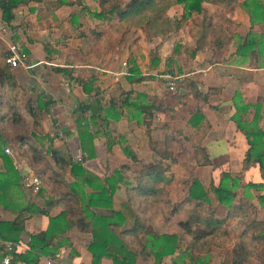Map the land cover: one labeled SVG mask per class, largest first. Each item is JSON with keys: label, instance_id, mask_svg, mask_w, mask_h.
<instances>
[{"label": "crops", "instance_id": "crops-1", "mask_svg": "<svg viewBox=\"0 0 264 264\" xmlns=\"http://www.w3.org/2000/svg\"><path fill=\"white\" fill-rule=\"evenodd\" d=\"M71 1L74 0H29L12 9L13 18L9 23L0 18V130L7 133L11 131L13 136L17 134L20 136L21 125L11 121L23 119L30 126L32 119L24 108L25 101L28 99L35 101L37 95L41 94L42 101L51 102L48 112H42L40 118L41 134L38 136L42 135L43 148L51 146L65 161H68V158L77 160L73 152H77L80 157L83 151L80 148L76 122H87L92 139L88 141L85 136L81 139L85 148L92 154L81 158V164L99 178L112 175L114 170H119L120 165L133 164L121 150V146L124 145L139 161L164 164V160L158 157V145H164L168 130L181 138V144L188 145L187 149L190 152L187 163L183 164L179 159L180 161L170 166L184 165L199 169L201 176L196 171H193L192 176L197 178L206 190L211 206H215L216 200L211 189L206 187H209L211 182L215 185L221 172H227L230 177L238 178L233 202L239 198L247 200L252 205L247 218L253 217L264 221V208L257 200L258 195H264V180L260 177L256 163H249L242 169V160L248 144L243 132L231 119L234 113V100L238 105H247L246 111L241 114V120L244 122L256 120L263 133L264 142V0L246 3L245 6L241 5L243 0H237L236 5L222 10L220 20L232 33L230 42L220 49L205 48L197 51L193 56L182 53L176 63V69H180L181 66L182 73L178 75L179 82L173 83L171 88L174 89V96L166 93L165 87L166 89L169 87L164 77L162 81L160 79H156L158 82L152 81L153 87L147 89L149 85L144 87V84L149 82L148 79L129 82L125 78L126 75H130L127 72L128 68L111 69L109 66L110 63L113 64L112 62L108 65L103 64L100 60L101 54L95 49L87 48L86 30L83 36L77 31L81 27L76 28L77 24L98 22L97 19L90 17L89 12L83 13L82 6L86 7L88 0H80V4H67ZM211 8L213 10L212 6ZM250 15L253 23H250ZM177 33L191 40L181 30ZM245 37L251 38L248 45H244ZM76 39L82 48H77L74 53L85 59L78 64L71 63V52L76 48L72 44ZM10 42L18 44L25 52L29 67L20 65L11 68L2 62V55L7 52ZM161 48H165L164 45ZM132 58L140 75H147L148 71L144 73L139 65L141 62L139 57L133 55ZM185 64L187 66H184ZM77 75L84 80L92 77L93 80L89 83L92 90L88 94L76 83L74 77ZM121 89L124 90L122 97L119 95ZM116 90L117 97L109 98L107 93H115ZM95 99L104 109L111 105V117H106L114 143L109 147L106 144L103 123L100 121L104 112H98L96 118L92 120L91 112L86 108ZM140 105L151 107L150 117L138 110ZM143 119L150 122L149 135L142 129ZM151 131L159 133L157 139L161 141L154 142L153 146H149ZM30 132H34L31 127ZM28 135L30 141L39 148V144L29 132ZM11 136L1 149L18 171L19 187L13 190V202L16 204L13 211L0 205V220L11 221L19 217L22 219L23 229L16 242L0 239L2 249L9 244L14 252L25 251L28 249L29 235H42L48 227L49 217L58 214L65 208L64 206H69L73 207L71 210L76 211L77 208L81 219L78 221L74 216L66 215L70 226L64 232L53 235L51 246H56L53 255H39L38 264H90L91 254L87 250V245L91 240V234L78 226V222H86L87 217L81 211L80 201L77 200V204L74 202L76 198L65 196L63 188L64 185L71 184L74 177L67 169L62 171L52 160H48L50 164L48 168L59 176L47 170L51 174L45 176L40 193L26 187L24 181L33 176L32 170L14 145ZM195 139L197 143H194ZM3 171L4 164L0 157V172ZM204 173L205 178L202 177ZM128 181H131V184H128ZM246 183H261L263 186L244 189ZM133 185L131 179L123 178L112 194V210H118L124 215L123 223L116 227L117 230L130 226L135 218V209L127 201L128 197L134 201L140 197L134 193L128 194L126 190ZM83 191L90 192L91 188L84 187ZM186 195L185 191L182 198ZM70 199H73V202H70ZM35 207L42 209L44 213L33 212ZM89 210L100 216L111 215V209L107 208L90 207ZM245 220L242 216L227 220V230L229 231L231 224L241 225ZM152 221L156 227H163L160 219L155 218ZM145 240L147 239H144V242ZM132 244L137 243L133 241ZM184 246V241H180L178 250L162 256L157 263L153 262L149 253L142 256L137 254L136 263L181 264L182 260L187 262V256L178 259L182 256ZM228 249L212 247L205 264H229L231 248ZM0 264H3L1 257ZM99 264L123 262L118 258L102 257ZM245 264L259 263L253 258H248Z\"/></svg>", "mask_w": 264, "mask_h": 264}, {"label": "trees", "instance_id": "trees-1", "mask_svg": "<svg viewBox=\"0 0 264 264\" xmlns=\"http://www.w3.org/2000/svg\"><path fill=\"white\" fill-rule=\"evenodd\" d=\"M29 0H0L3 4L1 7V20L9 23L12 18V9ZM202 1H207L215 6L217 12H222L238 3L237 0H128L122 7L112 3L109 0H99V10L90 12L91 16L98 20L108 19L116 16L124 21L129 28L140 29L147 39L158 37L160 41L167 38L170 33L176 32L182 28L184 19L182 17H168L167 10L177 4H181L186 16L192 13L198 14V18L192 20V27L189 29V35L192 37L194 44L190 48V55H194L197 51L205 48L220 49L226 46L230 40L232 33L218 20H212L210 15L204 13ZM80 0L67 2V4L79 3ZM241 5L246 3H258L257 0H243ZM87 10V7L82 6ZM248 10V9H247ZM88 11V10H87ZM249 11V10H248ZM89 12V11H88ZM250 23L253 19L250 15ZM96 39H100V33H94ZM251 38L245 37L244 45H248ZM238 50V47L236 48ZM2 55V62L5 63ZM158 62L157 58L151 60V65L155 66ZM6 64V63H5ZM7 65V64H6ZM61 71V69L56 68ZM128 74L125 78L129 82L142 80L140 71L136 63L131 60V66L127 69ZM76 83L81 86L82 91L88 94L92 88L89 83L92 77L83 79L79 75L74 77ZM50 101H42V95L38 94L35 101L28 99L25 101L24 108L31 117V125L27 127L31 137L39 144L31 142L25 137L19 136L15 138L14 145L20 150L27 166L32 170L33 176L37 177L40 184L37 189L33 190L40 193L45 183L47 170H51L46 154L50 156V160L56 164L62 171L66 170L74 177L71 184L64 185L65 196H71L78 204L80 201L81 211L85 213L87 221L78 222L80 213L71 210L69 206H64L58 214L48 219V227L46 231L40 234L29 235L28 249L23 252L5 251L0 245L1 261L7 256V264H38L39 255L52 256L56 246L52 245L53 235L64 232L70 222L66 219V215L74 216L78 220V226L81 230L88 231L91 234V240L87 245V250L91 254L90 264H99L102 257L118 258L123 264H137V254L149 255L153 258V262L157 263L164 255L173 254L179 249L180 241H184L185 246L182 249L180 258L188 257V261H181V264H205L212 247L231 248L229 264H245L248 258H253L259 264H264V221L255 218L247 219L248 212L252 208L250 203L239 198L233 202L238 187V178L230 177L227 172H221L220 177L215 185L210 183V189L214 194L216 204L210 205L206 190L202 187L200 181L195 177H190L186 183V197L182 198L179 203H171L170 209H167V195L163 191V186L170 182L171 176L164 174V168L159 162L144 163L136 159L133 152L127 146H121V150L130 160L135 161L139 165L138 169L130 173L133 186L126 188L127 193H134L138 200H131L128 197L127 203L135 209V218L131 225L117 230L116 227L123 223L124 215L118 210H112L111 197L118 182L123 181L125 174L123 171L114 170L112 175L99 178L92 172L86 170L81 164V158L90 156V153L84 146L81 137L85 136L91 141L92 134L88 131V123L77 121V133L80 140V148L82 154L79 160L68 158L65 161L63 156L51 146L43 148L41 143L42 135L40 128V118L42 112H48ZM234 113L231 115L232 121L236 127L243 132L246 137L248 149L244 153L242 160V169L246 168L249 163H256L262 180H264V142L262 141L263 133L257 125L256 120L244 122L241 120V114L247 109V105H238L236 100L233 102ZM87 109L90 110V117L94 120L97 113L104 112L100 119L104 126L108 121L106 116L111 117L110 106L106 109L99 106L95 99L88 104ZM142 113L151 116V107L149 105H140L138 108ZM12 123H24L23 119H15ZM52 122H54L52 120ZM144 132L149 135L148 119H143ZM27 126V125H26ZM30 127L34 132H30ZM104 132H107L105 130ZM13 132H4L0 130V157L4 164V171L0 172V205L7 210H12L16 206L13 202V190L18 188L19 174L14 169L10 158L2 153V145H4L9 136ZM43 137H48L43 135ZM108 141L109 147L114 143L112 139ZM86 155H85V154ZM165 155H163L164 157ZM39 164V165H37ZM41 165V167H40ZM55 174L54 170H51ZM48 172V171H47ZM58 175V174H55ZM59 176V175H58ZM263 186L261 183H246L244 189ZM91 188L90 192H84L83 188ZM169 198V196H168ZM78 200V201H77ZM164 200V205L161 202ZM258 203L264 208V195L257 196ZM155 201V203H154ZM73 202V199H70ZM158 203V206L157 204ZM14 205V206H13ZM90 207H102L111 209V215L100 216L89 210ZM69 208V209H68ZM33 212L44 213L42 209L33 208ZM223 211V215L220 211ZM138 211V212H137ZM242 216L247 221L243 229L238 233L233 243L229 240L230 232L227 230L226 222ZM158 218L163 223V230L159 231L153 224V219ZM173 220V225L167 228ZM22 219L17 217L11 221L0 220V239L3 241L16 242L19 233L22 231ZM54 229V230H53ZM56 230V231H55ZM224 235L223 239L220 237ZM144 239L145 240L144 242ZM136 242V245L132 243ZM198 254H201L199 256Z\"/></svg>", "mask_w": 264, "mask_h": 264}, {"label": "rangeland", "instance_id": "rangeland-1", "mask_svg": "<svg viewBox=\"0 0 264 264\" xmlns=\"http://www.w3.org/2000/svg\"><path fill=\"white\" fill-rule=\"evenodd\" d=\"M109 1L118 4L119 7H122L125 3H127L128 0H109ZM98 3L99 0H88V4H86V7L87 10L89 11V14L92 11L99 10ZM201 5L204 9V13L210 15L213 21L218 20L221 22L220 19H222V15H221L222 12H217L215 10L214 5L210 4L207 1H202ZM211 6L213 7V10H211L212 9ZM82 10L83 13L87 11L85 9ZM166 13L168 17H175V18L182 17L184 19V24L182 28L179 30H181L183 34H187L188 37L191 38V40L186 39L184 36H179L177 33L178 31L170 33L167 36V38L162 41H160L158 37H152L147 39L140 29L129 28L124 21L118 19L116 16L109 17L108 19H104V20L97 19L98 22H89L91 24H89L88 22H86L85 25H83L82 23L77 24L76 28L78 26L81 27L77 29V31H79L80 35L82 34L83 36L85 35L84 31L86 30L85 37H88V40L86 41L87 48H89L90 50L95 49L98 54H101L100 60L101 62H103V64L107 63L108 65L110 62H112L113 64L110 63L109 66L111 69L112 68L117 69L118 67L129 68L131 66V60H133L132 56L133 55L138 56L139 59L141 60V62H139V65L142 68V71H144V73H147L148 71L147 75L145 74L142 77L149 80V82H146L144 84V87H146V85L148 84L149 86L147 89H149L153 87L151 83L152 81L158 82L156 81V79H160L162 81V77L166 75H169L170 77L173 78L172 81L174 84L176 82H179L178 75L182 73V70H181V66H179L180 69L178 70L176 69L177 60H180V55L182 53H184L185 55L187 54L189 55L190 54L189 50L194 44L192 37L189 35L190 34L189 29L192 27V20L197 19L199 17L198 14L192 13L190 16H186L181 4H177L170 7ZM95 32L100 33L101 35L100 39H96L94 35ZM64 40L66 42V39ZM163 45L165 48H161L163 47ZM72 46H76V48L74 49L71 48L72 49L71 63L78 64L84 61L85 59L82 58L78 53H74V51L77 48H82V46H80L78 42V39H76L75 42H73ZM154 58H157L158 62L155 66H152L151 60ZM143 59L145 61L142 62ZM184 66H187V64H185ZM166 80L168 81V78H166ZM161 84L163 83L161 82ZM173 90L169 88L166 89L165 87L166 93L170 96L175 95L174 94L175 92ZM117 91L118 90H116L115 93H111V94L107 93V95L109 96V98L117 97L115 96ZM123 92L124 90L121 89V92L119 94L121 95V97ZM109 98H105V99H109ZM102 99H104L103 96ZM19 125H21L20 131L22 132L20 136L30 140V136L28 135V129H27L28 125L26 123L25 124L19 123ZM102 126L104 127L103 132L104 130H107V132H104V134L107 139L106 143L108 144V141H111L110 130L108 129V126H104L103 124ZM178 126H180V124H178ZM142 129H144L143 124H142ZM148 129L150 130L151 128L149 127ZM150 135L151 136H150L149 146H153L154 142L155 143L161 142L160 140L157 139L159 133H156V131L153 133L151 131ZM166 135H167L165 139L166 142L164 143V145L163 146H161L160 144L158 145V149H159L158 157L159 159L161 158L164 160V164H162V167L164 168V174L165 175L169 174L171 176L170 182L163 186V191L166 193L167 201L169 202L167 205V209L169 210L170 209L169 205H171V203H175V202L179 203L182 200L183 194L186 191V186H187L186 183L188 182V179L192 177L193 171H196L200 176H201V172L199 173V169H194L192 167L184 166V165H180L179 167L170 166L172 163L174 162L177 163L178 161H180L179 159H181V163L183 164L187 163V160H189L190 157V152L187 149L188 145L186 146L185 144H181L180 142L181 138H178L175 134H173L168 130L166 131ZM17 137H19V134H17L16 136L13 135L11 136V138H13L12 140H14ZM197 142L198 141H196L195 139L194 143ZM155 147L157 146H154V148ZM194 152H196V150ZM73 155H76L75 158H77V160L80 159L79 154L77 155V152H73ZM163 155L165 156L163 157ZM46 159L50 160V156H48L47 154H46ZM131 161L133 162V164L119 166V170L124 172L125 174L124 178H126V180L127 178L131 179L130 173H133L139 167L137 163L135 164V161L133 160ZM50 174H51L50 171L48 172L46 171V173L43 176H48ZM205 175L206 174L204 173V176L202 177L205 178L206 177ZM128 184H131V181H128ZM210 187L211 186L206 187V189ZM156 204L158 206V203ZM162 205H164V200L161 202V206ZM220 214L223 215V211H220ZM247 219L249 220V218ZM247 219L244 222H246ZM168 223H170V225L167 228H170L173 225V220H168ZM244 225L245 223L236 226L231 224V226H229V231L231 236H228V238L229 240L232 239L231 243H233L234 240H236L238 233H240V230L244 227ZM156 229L160 231L161 229H163V227L160 228L156 227ZM223 236L224 235H222L220 239H223L224 238ZM229 246L227 247V249L230 248ZM198 255L201 256V254Z\"/></svg>", "mask_w": 264, "mask_h": 264}, {"label": "built area", "instance_id": "built-area-1", "mask_svg": "<svg viewBox=\"0 0 264 264\" xmlns=\"http://www.w3.org/2000/svg\"><path fill=\"white\" fill-rule=\"evenodd\" d=\"M4 61L11 68H15L20 65L25 68L29 67V64L27 62V55L19 47V45L14 42H10L8 44ZM164 78L165 79L168 78V87L171 89L173 86V81H172L173 78L170 77L169 75L164 76ZM24 184L26 187H31L33 190H35L38 188L40 181L37 177L32 176L30 179L24 181ZM11 250H12L11 246L7 244L5 247V251L7 252ZM7 261H8V257L7 256L3 257L2 263L7 264Z\"/></svg>", "mask_w": 264, "mask_h": 264}, {"label": "water", "instance_id": "water-1", "mask_svg": "<svg viewBox=\"0 0 264 264\" xmlns=\"http://www.w3.org/2000/svg\"><path fill=\"white\" fill-rule=\"evenodd\" d=\"M3 6V4H0V7H2Z\"/></svg>", "mask_w": 264, "mask_h": 264}]
</instances>
